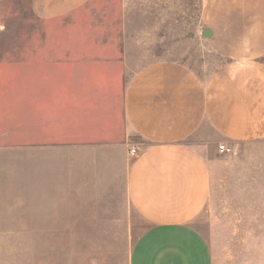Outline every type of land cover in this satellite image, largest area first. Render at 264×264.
Segmentation results:
<instances>
[{"label":"crops","instance_id":"crops-1","mask_svg":"<svg viewBox=\"0 0 264 264\" xmlns=\"http://www.w3.org/2000/svg\"><path fill=\"white\" fill-rule=\"evenodd\" d=\"M86 1L33 0L45 30L0 46V176L33 200L60 183L120 193L149 224L129 264H215L194 220L219 145L264 138V0H206L198 22L222 60L209 75L161 56L154 30L143 42L126 31L114 46L58 45L57 20Z\"/></svg>","mask_w":264,"mask_h":264},{"label":"rangeland","instance_id":"rangeland-1","mask_svg":"<svg viewBox=\"0 0 264 264\" xmlns=\"http://www.w3.org/2000/svg\"><path fill=\"white\" fill-rule=\"evenodd\" d=\"M205 2L87 0L57 20V43L114 46L127 41L122 32L143 42L154 30L164 38L161 56L209 75L222 60L198 22ZM35 15L33 0H0V46H15L23 32L45 30ZM225 143L231 151L214 154L212 195L194 224L215 264H264V138ZM16 181L0 176V264H129L135 241L149 227L120 193L97 199L95 184H73L69 192L71 184L60 183L46 193L50 198L33 200L26 198L32 187L22 194ZM43 212L50 214L47 221L38 216Z\"/></svg>","mask_w":264,"mask_h":264},{"label":"built area","instance_id":"built-area-1","mask_svg":"<svg viewBox=\"0 0 264 264\" xmlns=\"http://www.w3.org/2000/svg\"><path fill=\"white\" fill-rule=\"evenodd\" d=\"M219 151H220L221 153H228V152L231 151V148H230L229 146H227L226 144H220V145H219ZM132 152H133V153H136V150L133 149Z\"/></svg>","mask_w":264,"mask_h":264}]
</instances>
